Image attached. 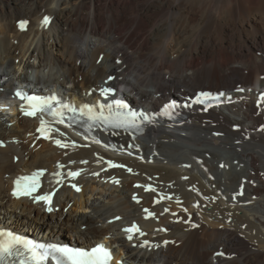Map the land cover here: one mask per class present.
<instances>
[{
  "label": "bare ground",
  "instance_id": "6f19581e",
  "mask_svg": "<svg viewBox=\"0 0 264 264\" xmlns=\"http://www.w3.org/2000/svg\"><path fill=\"white\" fill-rule=\"evenodd\" d=\"M19 89L81 127L25 115ZM115 99L153 117L140 135L79 114ZM0 109V227L108 242L114 264H264V0H0ZM36 173V195L13 194Z\"/></svg>",
  "mask_w": 264,
  "mask_h": 264
},
{
  "label": "snow or ice",
  "instance_id": "6c2138e0",
  "mask_svg": "<svg viewBox=\"0 0 264 264\" xmlns=\"http://www.w3.org/2000/svg\"><path fill=\"white\" fill-rule=\"evenodd\" d=\"M49 23V17L45 16L42 20V24L47 25ZM27 21H20L19 27L23 30ZM112 91L111 89L102 90V92ZM16 97L21 100L26 101L27 110L22 106L21 111L27 116H36L37 113H49L58 123L64 122V112L68 111L71 113H76L77 109L72 107L69 104H61L59 108H54V102L59 104L57 98L55 96L45 98L40 96H29L25 93L17 91L15 93ZM222 95V94H221ZM201 97L203 99H201ZM213 98L210 93H201L200 97L196 99V103H203L205 99ZM116 107L118 109H125L126 105L121 103L120 101H115ZM177 105L175 102L165 105L162 112L160 114L165 116H171V110H173ZM100 111L96 112L93 107L84 105L79 109L80 116H86L89 121L96 122L101 120L105 123H111L115 127H137L136 120L142 119L144 121H149L153 119V117L148 116L144 113H136V112H128V113H117L115 117L112 115L111 109L112 105H98ZM109 109V115H104V109ZM3 110V109H0ZM52 129L50 127H46V123L43 119L40 121V128L38 131L41 132L42 135L50 132ZM57 145H61L59 140L56 141ZM96 143H100V141H96ZM63 146V145H61ZM110 166L115 167L116 165L111 164ZM131 171V169H129ZM40 175V173L34 174L32 177H24L20 180L16 181L17 187L19 188L21 184V180H31L33 181L31 190H35L36 184L35 179L36 176ZM59 175V174H57ZM69 176L75 177L79 175L78 172H69ZM75 187V186H74ZM139 187V185H138ZM79 190V189H77ZM146 190L154 191L150 186ZM14 195H18L19 193L14 191ZM24 194H30V191H25ZM51 194L37 197V200H43L45 202H50ZM135 199V197H134ZM148 210L145 209V212ZM152 215V213H149ZM126 233L139 232V228L137 225L133 224L131 227L124 229ZM143 235V233H141ZM128 239H132V235H128ZM167 243V242H165ZM144 244H148V241H145ZM143 246V245H142ZM158 247V245H157ZM39 249H43V251H38ZM53 255L57 261V264H107L108 259L110 258V252L103 246L99 245L97 247L92 248L90 251H86L83 249H73L69 247H58L56 245H51L48 248H45L43 245H34L30 241L22 239L20 236L14 235L11 232H3L0 231V264H6L9 260L14 257H19V264H42V262L46 259L48 255ZM58 254V255H56ZM218 255H223V253H218Z\"/></svg>",
  "mask_w": 264,
  "mask_h": 264
}]
</instances>
